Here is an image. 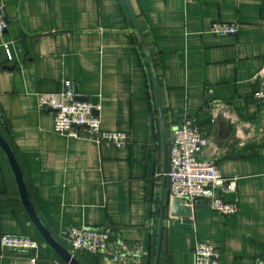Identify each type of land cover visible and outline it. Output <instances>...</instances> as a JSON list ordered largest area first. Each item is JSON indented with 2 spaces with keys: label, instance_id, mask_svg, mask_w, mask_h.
Here are the masks:
<instances>
[{
  "label": "crops",
  "instance_id": "1",
  "mask_svg": "<svg viewBox=\"0 0 264 264\" xmlns=\"http://www.w3.org/2000/svg\"><path fill=\"white\" fill-rule=\"evenodd\" d=\"M153 58L164 121L159 118L151 65L127 0H0L8 27L0 37V132L21 166L31 202L55 239L80 264H124L73 252L71 226L109 229L143 244L126 264H155L164 182V139L193 121L209 137L221 174L235 178L239 211L224 216L198 202L172 213L167 194L159 264H194L198 242L216 246L222 264L264 258V145L251 136L264 127V0H130ZM235 23L234 35L211 32ZM8 45V50L5 48ZM81 97L99 100L102 127L124 131L123 147L54 130L41 93L65 81ZM223 106L229 117L216 116ZM247 138V139H245ZM27 235L35 251L4 248L0 264H69L28 215L0 146V238Z\"/></svg>",
  "mask_w": 264,
  "mask_h": 264
},
{
  "label": "built area",
  "instance_id": "2",
  "mask_svg": "<svg viewBox=\"0 0 264 264\" xmlns=\"http://www.w3.org/2000/svg\"><path fill=\"white\" fill-rule=\"evenodd\" d=\"M7 27L8 23L0 12V37ZM211 32L216 35H234L238 32V26L219 21L212 25ZM5 48L8 50L7 44ZM260 76L264 77V72ZM256 96L264 98V91H258ZM79 97L73 82L69 80L64 82V88L59 92L39 94V106L49 108L54 113L55 132L71 137H86L98 144L116 147L130 143L127 132L102 127L99 100H80ZM224 109L223 106H218L212 111L216 116L228 118ZM211 147L212 143L206 132L193 121H185L174 128L168 148L166 173L169 194L180 198L189 206L205 202L224 216H234L239 211L238 203L226 201L222 196L216 195L215 191L220 189L222 193H234L237 181L223 176L214 160L202 157ZM66 239L74 253H101L124 264L143 255L141 242L125 240L109 229L71 226ZM0 242L4 248L16 251L30 250L38 253L40 247L38 240L27 235L3 234ZM194 264H222L219 250L212 244L198 242L194 250ZM257 264H264V258L258 260Z\"/></svg>",
  "mask_w": 264,
  "mask_h": 264
},
{
  "label": "water",
  "instance_id": "3",
  "mask_svg": "<svg viewBox=\"0 0 264 264\" xmlns=\"http://www.w3.org/2000/svg\"><path fill=\"white\" fill-rule=\"evenodd\" d=\"M130 10L132 12L135 25H136V30L139 33L140 39L143 43V46L145 48V51L147 53V56L150 61L151 65V70L153 74V79H154V84L156 88V97H157V105H158V111H159V118L162 126V131L164 133V121H163V113H162V108H161V100H160V95H159V84L157 80V74L153 62V58L151 56L150 50L147 45L146 38L143 34V31L141 29L140 23L138 21V18L135 14V11L133 9V6L131 4L130 0H127ZM80 100H86L88 98L86 97H79ZM0 146L5 153L9 164L12 168V171L14 173L19 192H20V197L22 200V203L30 216L31 220L35 224L37 230L39 233L42 235L44 240L51 246L53 250H55L57 253H59L62 257L65 258L69 262V264H80L79 261L72 255L70 254L56 239L55 237L49 232L47 227L44 225L42 220L40 219L39 215L37 214L31 199L29 197V193L27 190L26 182L24 179V175L21 169V166L17 160V157L15 155V152L12 148V146L9 144L7 139L1 134L0 132ZM164 182H163V189H162V209H161V214H160V226H159V233H158V241H157V248H156V255H155V264H159V259H160V253H161V246H162V238H163V227H164V215H165V205H166V194H167V169H168V145L166 140L164 139ZM173 205H172V213L173 214H178V213H186L188 211H191V207L189 206H184L181 204V199L177 197H173Z\"/></svg>",
  "mask_w": 264,
  "mask_h": 264
},
{
  "label": "rangeland",
  "instance_id": "4",
  "mask_svg": "<svg viewBox=\"0 0 264 264\" xmlns=\"http://www.w3.org/2000/svg\"><path fill=\"white\" fill-rule=\"evenodd\" d=\"M251 137L252 139L254 138L256 144L258 143V145H264V127L260 125V128H257L254 135Z\"/></svg>",
  "mask_w": 264,
  "mask_h": 264
},
{
  "label": "trees",
  "instance_id": "5",
  "mask_svg": "<svg viewBox=\"0 0 264 264\" xmlns=\"http://www.w3.org/2000/svg\"><path fill=\"white\" fill-rule=\"evenodd\" d=\"M2 134V133H1Z\"/></svg>",
  "mask_w": 264,
  "mask_h": 264
}]
</instances>
